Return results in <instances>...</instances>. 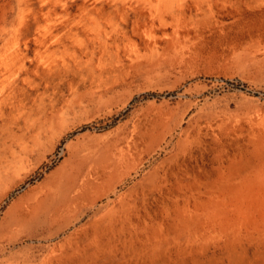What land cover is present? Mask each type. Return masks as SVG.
Returning <instances> with one entry per match:
<instances>
[{
  "label": "rangeland",
  "instance_id": "obj_1",
  "mask_svg": "<svg viewBox=\"0 0 264 264\" xmlns=\"http://www.w3.org/2000/svg\"><path fill=\"white\" fill-rule=\"evenodd\" d=\"M10 80L0 264H264V0H0Z\"/></svg>",
  "mask_w": 264,
  "mask_h": 264
},
{
  "label": "bare ground",
  "instance_id": "obj_2",
  "mask_svg": "<svg viewBox=\"0 0 264 264\" xmlns=\"http://www.w3.org/2000/svg\"><path fill=\"white\" fill-rule=\"evenodd\" d=\"M95 22V21H94ZM97 22V21H96ZM87 24V23H86ZM96 25V24H93ZM98 25V24H97ZM95 29H98V26L94 27ZM90 32V27L88 28ZM103 30V29H102ZM94 31V29H93ZM91 31V32H93ZM76 35V34H75ZM94 35L97 38H101L99 35V30L94 32ZM93 35V36H94ZM108 35V33H107ZM92 36V37H93ZM110 36V35H109ZM91 37V38H92ZM96 38V40H97ZM103 39V38H102ZM104 40V39H103ZM55 41V39H54ZM101 41V40H100ZM60 42V40H59ZM58 42V43H59ZM62 42V41H61ZM99 43V42H98ZM61 44V43H60ZM69 52V51H67ZM73 52V51H72ZM70 52V53H72ZM69 54V53H68ZM13 59V58H12ZM15 59V58H14ZM16 61V60H15ZM14 61V62H15ZM53 61V60H52ZM13 62V61H12ZM54 62V61H53ZM66 62V61H64ZM63 63V62H62ZM67 63V62H66ZM16 62L14 63V65ZM20 64V63H19ZM22 64V63H21ZM17 65L16 67H18ZM15 67V66H14ZM13 69V68H12ZM15 69V68H14ZM13 80H10L8 82H3L0 84V94L2 95L0 102L4 99L5 96L12 95L15 91L14 87L7 86L10 85V83ZM135 129L133 128L134 133ZM139 132V131H138ZM137 132V133H138ZM135 135V134H134ZM132 136V135H131ZM130 136V137H131ZM133 137V136H132ZM135 137V136H134ZM129 141V140H128ZM128 144V143H127ZM134 145V144H133ZM128 146V145H127ZM132 146V145H130ZM133 147V146H132ZM127 149V148H126ZM132 150V149H131ZM126 153V151L124 152ZM128 153V152H127ZM126 153V154H127ZM121 155V151L120 154ZM127 156V155H126ZM126 156L124 158H126ZM122 157V156H121ZM119 157V158H121ZM127 159V158H126ZM122 160V159H121ZM124 161V160H123ZM83 177V176H82ZM102 178V177H101ZM97 180V179H96ZM89 184L86 180L80 179L77 177V174H75L71 170L64 171L59 176L53 178L50 182H48L46 185L41 187L36 193L35 196L32 199L29 200L25 204H23L22 208L19 209L16 214L12 217L11 223L15 222H22L26 218H29V216L32 214L33 210L37 207H50L54 209L55 211H64L67 210L69 207L74 206L75 200L84 199L88 195L89 191ZM35 192V191H34ZM30 198V197H29ZM39 210V209H38ZM10 224V221L8 222Z\"/></svg>",
  "mask_w": 264,
  "mask_h": 264
}]
</instances>
